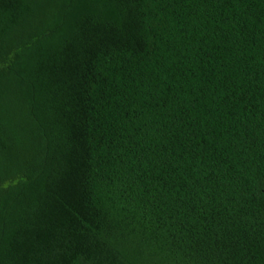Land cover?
Returning <instances> with one entry per match:
<instances>
[{"label":"trees","instance_id":"1","mask_svg":"<svg viewBox=\"0 0 264 264\" xmlns=\"http://www.w3.org/2000/svg\"><path fill=\"white\" fill-rule=\"evenodd\" d=\"M0 264H264V0H0Z\"/></svg>","mask_w":264,"mask_h":264}]
</instances>
